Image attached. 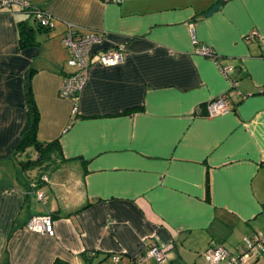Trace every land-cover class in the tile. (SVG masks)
Here are the masks:
<instances>
[{
    "label": "crops",
    "instance_id": "obj_1",
    "mask_svg": "<svg viewBox=\"0 0 264 264\" xmlns=\"http://www.w3.org/2000/svg\"><path fill=\"white\" fill-rule=\"evenodd\" d=\"M25 1L52 27L0 7V264H108L114 253L126 264L153 242L171 246L141 264H207V248L238 253L264 232V0ZM21 20L34 44L19 45ZM70 24L105 35L74 113L58 94L73 70L62 42ZM191 27L197 44L234 62L229 79L194 52ZM251 29L259 36L246 39ZM112 45L123 60L96 62ZM27 80L37 140L59 143L34 167V144L16 147ZM223 93L230 111L207 116ZM46 213L53 235L24 227Z\"/></svg>",
    "mask_w": 264,
    "mask_h": 264
},
{
    "label": "built area",
    "instance_id": "obj_2",
    "mask_svg": "<svg viewBox=\"0 0 264 264\" xmlns=\"http://www.w3.org/2000/svg\"><path fill=\"white\" fill-rule=\"evenodd\" d=\"M15 4L20 10L30 13L38 24L42 27L50 28L52 23L50 16L39 9H35L25 0H1L0 7H6ZM258 31L251 29L245 35V38L258 37ZM191 40L196 45L194 52L209 56L217 65L220 72L229 79V73L234 68L232 60L221 62L218 59L217 53L211 47L197 44V39L194 30H190ZM105 38L102 31L87 30L83 31L75 25H68L64 31L62 42L69 50V58L67 63L72 67V71L66 73L61 81L58 89L60 97L68 98L75 104L73 113L76 112V102L79 92L85 85L88 77V72L91 61V50L94 44L100 43ZM125 56L124 48L120 45H112L102 49L98 53L96 62L105 65L113 66L120 63ZM233 84V83H232ZM229 97L226 93L213 97L207 103L209 117L225 114L230 111ZM38 197L42 198L43 193L39 192ZM24 227L35 232L45 233L47 235L54 234L52 216L46 214H34L30 216L24 224ZM171 245H169L170 247ZM167 247V248H169ZM166 247H161L153 242L143 255L135 256L126 264H141L148 257H153L160 261L164 257L167 250ZM204 258L207 264H250L255 256H264V232H255L243 239V245L238 253H232L223 246L210 247L204 251ZM110 262L113 264L121 263V257L118 253H114L110 257Z\"/></svg>",
    "mask_w": 264,
    "mask_h": 264
},
{
    "label": "trees",
    "instance_id": "obj_3",
    "mask_svg": "<svg viewBox=\"0 0 264 264\" xmlns=\"http://www.w3.org/2000/svg\"><path fill=\"white\" fill-rule=\"evenodd\" d=\"M25 12V11H24ZM30 14V13H29ZM31 16V15H30ZM38 28H46L42 27L38 24ZM35 28L29 24L26 20H21L18 22V32H19V45L21 47H25L27 45L34 44L36 42L34 32ZM219 59V56H218ZM25 92L27 95V105H28V117L25 122L24 127L21 130L20 133V138L17 143V148H22L26 146L27 144H34L35 148L38 150L39 155L38 158L35 160L27 161L26 164L29 166H36L40 162L42 158H44L49 150L52 148H59V143L58 141H50V142H41L37 140L36 137V130H37V123H38V110L37 107L35 106L33 102V98L31 95L30 91V84L29 80L25 83ZM108 264H113V263H108ZM116 264H123L121 263H116Z\"/></svg>",
    "mask_w": 264,
    "mask_h": 264
},
{
    "label": "water",
    "instance_id": "obj_4",
    "mask_svg": "<svg viewBox=\"0 0 264 264\" xmlns=\"http://www.w3.org/2000/svg\"><path fill=\"white\" fill-rule=\"evenodd\" d=\"M219 7H220L219 4L213 6V7H212V8L206 13V15H210V14H212V13L215 12Z\"/></svg>",
    "mask_w": 264,
    "mask_h": 264
}]
</instances>
